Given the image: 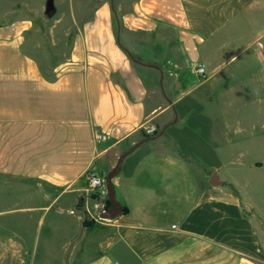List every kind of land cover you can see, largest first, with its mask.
I'll use <instances>...</instances> for the list:
<instances>
[{"label":"crops","instance_id":"1","mask_svg":"<svg viewBox=\"0 0 264 264\" xmlns=\"http://www.w3.org/2000/svg\"><path fill=\"white\" fill-rule=\"evenodd\" d=\"M17 8V19L0 23V216L38 230L52 208L74 216L61 264H264L254 212L264 213L249 196L261 190L254 179L264 182V119H204L198 104L233 94L242 70L264 67V0ZM197 62L205 80L186 75ZM251 87L264 93V81ZM186 95L197 104H182ZM235 107L231 100L222 110ZM147 135L113 179L123 212L101 218L89 173L105 177ZM245 156L256 157L241 163ZM214 173L221 183L210 182ZM14 238L2 253L27 254L23 236Z\"/></svg>","mask_w":264,"mask_h":264},{"label":"rangeland","instance_id":"2","mask_svg":"<svg viewBox=\"0 0 264 264\" xmlns=\"http://www.w3.org/2000/svg\"><path fill=\"white\" fill-rule=\"evenodd\" d=\"M31 2V3H43L45 0H0V23L1 22H10L14 19H17V15H13V11L15 9H18L17 6L21 4L22 2ZM15 8V9H14ZM11 11L8 15V12ZM189 56L185 57V60ZM198 63V62H197ZM192 64H189V71L187 72V77L191 78L193 76V69ZM255 68L252 70H242L244 72L245 76L241 77L237 84L238 87H235L236 90L233 92V94L229 95H220L217 94L215 96L214 102L206 103L202 102L201 100H192L193 96L184 97V100L182 104H189V105H196L197 101L198 104L206 105L205 110H203L200 114V118L204 119H215V120H232L237 121L238 119L241 120H253V119H264V109H262V106L258 110L257 108H254L252 106L247 107V103H253L256 104L264 103V93L263 90H259L258 88L253 89L251 87L252 82L256 81H264V67L260 66L259 64H254ZM255 71V72H253ZM249 73V74H248ZM260 74V76H259ZM253 77L255 79H253ZM199 78V77H198ZM258 78H260L258 80ZM200 79V78H199ZM202 80V79H200ZM231 80H229L230 82ZM231 83V82H230ZM219 87V85L216 84V90ZM214 87H212L210 90L206 91H213ZM231 100L236 105L235 109L233 111H224L222 110V106L226 103L231 102ZM218 105L219 107L214 108L210 107L212 105ZM210 105V106H208ZM242 105L246 106L245 108L242 107ZM171 114V118H173V114ZM157 132H154L153 134H157ZM150 137L146 136L145 138ZM261 157L264 155V148L263 146L259 147V153ZM237 156V154H234V158ZM256 156H250V157H244L239 158L238 160L241 161V163H248L250 160H254ZM260 157V159H261ZM233 158V159H234ZM237 161V160H233ZM263 161V160H262ZM236 168V166H234ZM215 174V173H214ZM213 174V175H214ZM217 175V174H216ZM108 174H105V177H107ZM264 174L261 176L263 177ZM219 175H217V178ZM236 177H243V175H238ZM248 178L251 179V173L248 174ZM243 181H247L246 178H243ZM255 182H258L259 187H261L260 193L249 190V196L252 200L257 201V205L261 207V210H263L264 213V182L259 180H253ZM252 183V179L250 180ZM263 187V189H262ZM90 198L93 200V205H96V208L101 210V207L105 208V205H102L98 203V200H100V197L95 194L94 191H90ZM102 208V210H103ZM3 208H0V210ZM8 209V208H7ZM255 219L257 221L258 226L262 227L264 226V220H262L259 217V214L254 212ZM95 215L98 216V212H95ZM21 218L26 217V220L28 219L27 216L30 215H23L19 214ZM33 216H36L35 220L38 218V213H33ZM17 215H5L0 216V244L3 242H6L9 238H14V236H23L25 242L28 244L26 245L27 254H17L14 252H6L2 253V248L0 247V264H61L63 255L65 254L66 245H68V239L70 237L65 236L66 233H73L75 230V223L76 218L74 216H71L69 214H64L62 217L58 215L57 208H52V210L46 212V220L43 224V227H41V230L37 229V223H34L29 219V221H26L24 224H22V221L20 220V228H23V231L19 230V225L16 223ZM84 224H89V222ZM54 228L53 232H50L51 229ZM20 234V235H19ZM16 241H18L17 238H14ZM59 249L60 251L57 253V255L52 256L50 254V249Z\"/></svg>","mask_w":264,"mask_h":264},{"label":"water","instance_id":"3","mask_svg":"<svg viewBox=\"0 0 264 264\" xmlns=\"http://www.w3.org/2000/svg\"><path fill=\"white\" fill-rule=\"evenodd\" d=\"M149 139L150 138L143 139L140 142L136 143L134 146H132L129 150H126L125 152H123L121 154L119 160H118L117 165L113 168L112 171H110L108 173V176H107L106 180H107L108 201H109V204L100 213L101 218H104V219H114V218H116L118 215H120L123 212V208H122L121 204L116 200L113 179L117 176V174L119 172V169H120V165H121L123 159L127 155H129L131 152H133L137 147H139L140 145H142L144 142H146ZM210 182L212 184H215V185L221 183V182L218 181V178H217V175L216 174L212 175V177L210 179ZM99 203L102 204V205L105 204V202L103 200H100Z\"/></svg>","mask_w":264,"mask_h":264},{"label":"built area","instance_id":"4","mask_svg":"<svg viewBox=\"0 0 264 264\" xmlns=\"http://www.w3.org/2000/svg\"><path fill=\"white\" fill-rule=\"evenodd\" d=\"M192 69L195 75L200 79L205 80L207 78V66L203 63L192 64ZM107 136L99 134L97 136L98 141H105ZM88 189L94 191L100 199L108 198V188L106 177L97 175L96 173H89L88 175Z\"/></svg>","mask_w":264,"mask_h":264},{"label":"trees","instance_id":"5","mask_svg":"<svg viewBox=\"0 0 264 264\" xmlns=\"http://www.w3.org/2000/svg\"><path fill=\"white\" fill-rule=\"evenodd\" d=\"M147 138H150V137H147ZM227 185H230V184H227ZM230 186H231V185H230ZM105 203H106L105 206L107 207L108 204H109V201L107 200Z\"/></svg>","mask_w":264,"mask_h":264}]
</instances>
